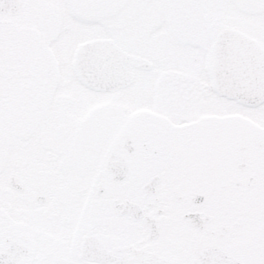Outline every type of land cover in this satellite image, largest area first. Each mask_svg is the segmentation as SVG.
<instances>
[{
  "label": "snow or ice",
  "instance_id": "snow-or-ice-1",
  "mask_svg": "<svg viewBox=\"0 0 264 264\" xmlns=\"http://www.w3.org/2000/svg\"><path fill=\"white\" fill-rule=\"evenodd\" d=\"M0 264H264V0H0Z\"/></svg>",
  "mask_w": 264,
  "mask_h": 264
}]
</instances>
